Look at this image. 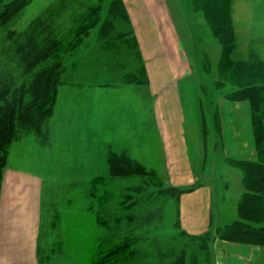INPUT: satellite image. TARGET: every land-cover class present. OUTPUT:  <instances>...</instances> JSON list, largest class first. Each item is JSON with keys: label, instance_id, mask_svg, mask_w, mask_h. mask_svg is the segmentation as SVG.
Returning <instances> with one entry per match:
<instances>
[{"label": "rangeland", "instance_id": "1", "mask_svg": "<svg viewBox=\"0 0 264 264\" xmlns=\"http://www.w3.org/2000/svg\"><path fill=\"white\" fill-rule=\"evenodd\" d=\"M55 1L32 0L0 26V38ZM110 1L89 0L100 4V22L62 55L48 143L39 144L28 134L8 147L0 187V257L18 254L12 264H93L98 252L123 243L126 248L115 264H213L209 246L216 230L196 237L176 225V194L166 192L167 155L158 131L166 118L154 110L151 60L158 42L172 46L173 36L166 31L175 30L181 44L191 41V29V60L200 73L201 96L227 97L237 77L220 68L224 43H234L228 51L231 60L264 62V0H230L232 35L225 39L209 31L202 2L121 0L127 18L112 22L111 36L124 35L116 40L99 36ZM142 14L154 19L140 20ZM213 107L208 98V114ZM187 110L186 149L197 160L196 116ZM262 115L264 123V107ZM210 117L218 126L215 111ZM122 150L143 166L145 175L109 172V151ZM216 152V176L209 185L216 202L214 222L222 220L218 225L223 226L224 219L226 224L236 219L244 187L240 169ZM205 245L206 250L200 249ZM254 264H264V256Z\"/></svg>", "mask_w": 264, "mask_h": 264}, {"label": "trees", "instance_id": "2", "mask_svg": "<svg viewBox=\"0 0 264 264\" xmlns=\"http://www.w3.org/2000/svg\"><path fill=\"white\" fill-rule=\"evenodd\" d=\"M31 1L0 0V26L16 18ZM195 1L204 4L201 3L200 8L209 31L220 39L231 38L230 0ZM90 3L89 0H56L21 29H10L0 38V187L7 150L12 142L28 134L34 135L39 144L46 145L49 141L47 122L53 112L64 69L62 55L100 22V4ZM65 14L69 17L65 18ZM124 18H127L124 3L111 0L107 18L100 23L99 36L114 40L123 37L122 34L116 37L111 34L112 22ZM224 45L220 68L237 77L227 98L249 103L257 160L230 161L241 171L244 191L237 202L236 219L216 229L215 235L224 240L264 246V62L231 60L228 51L234 48V43ZM107 164L111 174L143 176L146 171L125 152H110ZM169 191L176 194L175 198L182 192L167 187L166 192ZM205 239L210 241V235ZM125 248L121 243L107 253L98 252L93 264H115L120 261ZM200 249L206 250L207 246ZM177 264H183L182 260Z\"/></svg>", "mask_w": 264, "mask_h": 264}, {"label": "crops", "instance_id": "3", "mask_svg": "<svg viewBox=\"0 0 264 264\" xmlns=\"http://www.w3.org/2000/svg\"><path fill=\"white\" fill-rule=\"evenodd\" d=\"M145 1L136 0L142 5L146 4ZM149 15L142 14L139 19H148ZM150 18L154 19L152 16ZM166 33H169L167 37L173 36L170 40L172 46L158 42L155 58L151 60V89L152 95L156 97L154 110L158 118H166L162 128H158L167 155L166 187L182 191L175 199L178 207L176 225L184 234L197 237L227 225L225 219L223 226L218 225L222 220L214 222L216 202L213 201V190L209 183L216 176V150H220V160L224 162L257 160L251 111L246 100H230L220 93L202 97L200 73L196 69V62L191 60V50L195 48L194 31L188 29L191 41H182V45L175 41V30ZM208 98L214 102L209 114ZM187 109L196 116L192 126L199 149L197 160H193L186 149L188 138L183 124ZM213 111L218 116V126L213 124L210 117ZM121 152L129 156L125 150ZM228 214L222 210L223 216ZM209 250L212 251L213 264H254L259 257L264 256V246L224 240L216 236L215 232ZM17 256H1L0 264H12Z\"/></svg>", "mask_w": 264, "mask_h": 264}]
</instances>
